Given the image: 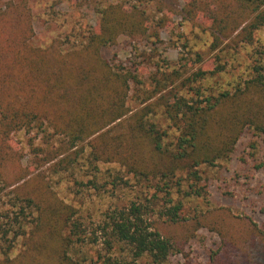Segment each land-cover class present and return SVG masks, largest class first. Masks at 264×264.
<instances>
[{"label": "trees", "instance_id": "trees-1", "mask_svg": "<svg viewBox=\"0 0 264 264\" xmlns=\"http://www.w3.org/2000/svg\"><path fill=\"white\" fill-rule=\"evenodd\" d=\"M28 2L10 4L11 10L0 15L6 20L10 15L21 30L7 40L9 49L0 59L1 147H6L15 132L33 134L34 153L44 155V165L58 159L50 167L57 174L74 168L77 159L68 162L67 154L88 143L86 160L91 169L102 163L118 164L120 172L112 175L114 188L129 186L130 177L156 181L154 196L164 193L165 214L177 223L185 199L202 196L198 186L202 166L214 167L231 158L246 131L264 138V63L255 61L246 78L234 74L230 83H220L235 63L241 64L240 48L253 45L264 27V0L186 3L187 20L196 21L201 13L208 16L207 30L215 38L212 54L222 40L226 46L217 51L211 64L197 53L201 66L192 73L186 64L152 73L148 77L152 89L144 92L136 109L128 101L133 85H144L139 71L110 64L102 50L115 45L122 35L145 37L150 33L151 17L144 9L136 4L107 6L101 11L98 29L90 31L79 48L61 53L54 47L31 44L34 29ZM166 21L163 17L156 28ZM159 29L151 32L157 39ZM161 119L168 126L163 127ZM117 127L124 130L118 132ZM38 139L40 145L35 144ZM22 189L14 188L13 193L24 205L14 212L18 203L13 204L6 222L0 223V264H84L75 255L100 239L109 250L128 246L132 264L144 256L153 264H164L175 250L152 226L149 208L141 200L108 211L91 239L85 223L75 217L78 210L74 207L51 192ZM19 239L22 250L11 257ZM107 262L120 264L111 257Z\"/></svg>", "mask_w": 264, "mask_h": 264}, {"label": "rangeland", "instance_id": "rangeland-1", "mask_svg": "<svg viewBox=\"0 0 264 264\" xmlns=\"http://www.w3.org/2000/svg\"><path fill=\"white\" fill-rule=\"evenodd\" d=\"M21 1L0 0V15L11 10L10 4L17 5ZM189 1L29 0L34 29L31 44L54 47L61 53L75 50L90 31L98 29L101 11L111 4L139 5L151 17L148 24L151 32L159 29L156 28L157 23L167 17L160 26L159 39L151 32L145 37L122 35L115 45L102 50V57L110 64H123L128 69L139 71L137 73L144 85H133L128 101L129 106L136 109L142 97L146 96L144 92L152 89L148 79L152 73L158 69L171 71L183 64L187 65V72L192 73L201 66L197 63V53L203 57L204 63L211 64L217 51L226 46L227 41L222 40L221 47L212 54L211 45L215 38L207 30L208 16L206 18L201 13L196 21L187 20L183 9ZM19 27L10 15L7 20L0 19V59L5 53L3 51L9 49L7 40L15 33H21ZM240 50L241 64L235 63L234 70L230 69V62L231 72L224 75L220 83H230L234 74L238 78H246L248 68L255 61L264 63V27L258 31L253 45ZM228 59L231 60L230 57ZM160 123L163 127L168 126L163 119ZM117 130L120 132L124 127H117ZM32 136L15 132L6 147H1L4 143L0 142V223L6 222L5 217L13 209V204L18 203L14 212L24 205L16 201L13 193V189L18 187L51 192L59 201L74 207L78 210L75 217L85 223L84 229L91 239V234L96 232L108 211L116 205L141 200L149 208L148 218L152 226L175 247L164 264H264V138L246 131L231 158L218 162L214 167L202 166L198 183L202 196L187 197L180 221L174 223L165 214L164 193L154 196L157 195L156 181L130 177L129 186L120 184L114 188L112 175L120 172V166L102 163L91 169L86 160L88 143L67 154L68 162L77 159L74 168L69 166L55 174L50 167L58 159L48 165L42 164L44 155L38 157L34 153ZM35 144L40 145L41 140H36ZM22 177L27 178L19 182ZM179 197L184 199L182 194ZM14 217L12 214L11 219ZM102 240L80 248L74 259L84 264H107L111 257L112 261H120V264H132V251L128 246L116 245L109 250ZM20 250L19 239L10 253L11 257ZM137 264L153 263L149 256H144Z\"/></svg>", "mask_w": 264, "mask_h": 264}]
</instances>
